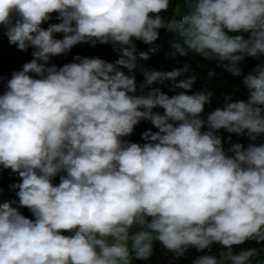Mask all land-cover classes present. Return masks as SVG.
<instances>
[{
	"label": "clouds",
	"instance_id": "obj_1",
	"mask_svg": "<svg viewBox=\"0 0 264 264\" xmlns=\"http://www.w3.org/2000/svg\"><path fill=\"white\" fill-rule=\"evenodd\" d=\"M174 7L0 0V43L21 54L0 74V264H252L264 254V66L244 77L246 101L226 97L206 119L212 94H186L264 55V0ZM159 54L158 71L144 68ZM212 58L223 65L187 73L188 60ZM165 81L186 91L169 97L154 86ZM141 121L158 131L125 142ZM221 129L260 144L226 152ZM247 240L257 253L234 254Z\"/></svg>",
	"mask_w": 264,
	"mask_h": 264
},
{
	"label": "trees",
	"instance_id": "obj_2",
	"mask_svg": "<svg viewBox=\"0 0 264 264\" xmlns=\"http://www.w3.org/2000/svg\"><path fill=\"white\" fill-rule=\"evenodd\" d=\"M175 7L172 10L175 12V15L181 14L185 15L188 11V0H174ZM4 29L2 26H0V30ZM6 30V29H5ZM166 30L165 28H161L159 32V36L163 34V31ZM229 35H243L245 39H248L250 36V33H228ZM158 39H161L158 37ZM82 44V43H79ZM26 51L29 53H33L35 51L34 48H28ZM91 53H96V54H105L107 50L105 48L101 47H95L92 48ZM60 55L54 56L50 59L49 64L55 63L58 61V57ZM21 59V54L19 51H13L10 48L4 46L3 44L0 43V68L2 70L0 71V74H3V72H6L8 70L3 69L4 67L11 66L14 68ZM215 58H212L207 61H198V60H188V62L191 64L188 66V72L191 74L195 75H204L207 72L217 70L215 67V64L212 62V60ZM216 61L218 59H215ZM163 62L162 56L159 54L157 57H155L154 61L151 62L152 65L149 64V62L145 63L144 68L149 69V70H156L158 71V68H155L156 66H159ZM221 62L218 60V63ZM223 64V62H221ZM228 63V62H226ZM258 66H264V55L259 56L257 58H253L250 56H245V58L238 62V67L242 70L243 75L239 77L233 76L230 72L225 70V68L222 66L220 69L218 68V72H214L211 77L206 78L202 77L201 79H198L197 85L192 87L190 91H187L186 94L192 95L195 92H206V93H211V99L210 103L205 105L204 108V113L202 114L203 118L206 119L207 115L214 111L217 108L223 109L225 106L226 102V97H231V102H236V101H246L248 99L249 94L245 92V85L243 84V79L246 75H248L251 72H254ZM183 79V78H182ZM229 81V83H227ZM155 87H159L165 94H167L169 97L174 96L176 94H179L180 92H184L186 90L184 89H175L173 90L171 88V85L169 82L165 81L163 84H157L154 85ZM140 86H138V92L136 93L137 95L141 94L140 91ZM149 89H145L144 92L146 93ZM153 111L163 113L162 108H156ZM204 130H207L206 128ZM157 132L158 129L155 128L151 122L149 121H141L139 122L135 127L134 131L130 136L123 137L122 139L125 142H131V143H137L140 145H143L145 143H148L149 141L142 139V135L145 132ZM218 135H221L222 141H223V148L227 152V150L235 143H240L242 144L245 148L248 146L249 143H255L257 145L260 144L258 141H251L249 137L244 134V135H238L234 133H228L227 131L221 129ZM231 155V153H228ZM62 175V173L60 174ZM60 175H57L53 179V183L58 185L59 182L57 180L60 178ZM0 174V179L1 178ZM18 210L22 209L23 207H18ZM24 209H27L26 207ZM31 219H34V216H31ZM141 226L136 225L133 228L139 229ZM132 229V228H131ZM130 229V230H131ZM129 230V232H130ZM131 233V232H130ZM64 235H69V233H63ZM258 242L255 240H247L243 244L240 245H234L232 247V251L234 254H238L241 251L249 250V249H254L258 248L256 245ZM152 244H155L154 251H160V250H168L166 249L160 242L153 240ZM153 248V245H152ZM190 251L196 249L195 247H188ZM257 253V250H256ZM258 256H255L252 258V264H255L256 262H259L260 259H262L260 262L264 263V254L262 255L261 253L256 254ZM262 257V258H261Z\"/></svg>",
	"mask_w": 264,
	"mask_h": 264
},
{
	"label": "built area",
	"instance_id": "obj_3",
	"mask_svg": "<svg viewBox=\"0 0 264 264\" xmlns=\"http://www.w3.org/2000/svg\"><path fill=\"white\" fill-rule=\"evenodd\" d=\"M258 139H260L261 141H264V134H262L261 136H259Z\"/></svg>",
	"mask_w": 264,
	"mask_h": 264
},
{
	"label": "rangeland",
	"instance_id": "obj_4",
	"mask_svg": "<svg viewBox=\"0 0 264 264\" xmlns=\"http://www.w3.org/2000/svg\"><path fill=\"white\" fill-rule=\"evenodd\" d=\"M224 63H226V62H224ZM223 65V64H222ZM227 83H229V81L227 82ZM136 233V232H135ZM154 240V239H153ZM156 240V239H155ZM158 241V240H157ZM109 242H111V240L109 241ZM131 264H134V263H131Z\"/></svg>",
	"mask_w": 264,
	"mask_h": 264
}]
</instances>
